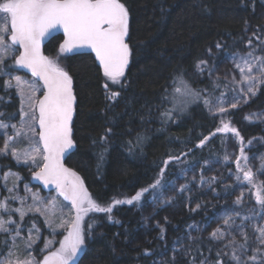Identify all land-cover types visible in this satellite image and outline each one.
<instances>
[{
	"label": "trees",
	"instance_id": "trees-1",
	"mask_svg": "<svg viewBox=\"0 0 264 264\" xmlns=\"http://www.w3.org/2000/svg\"><path fill=\"white\" fill-rule=\"evenodd\" d=\"M121 2L129 11L131 57L119 84L104 76L92 54H68L60 59V67L72 77L77 100L75 149L66 164L80 175L91 197L101 206L134 197L163 174L168 182L187 166L221 158L224 137L216 134L221 121L210 107L218 98L229 95L231 89L213 81L211 72L229 55L251 52L264 57V0ZM62 42V36L53 38L45 54L60 56ZM200 61L207 63L198 68ZM181 81L194 95L176 91L182 89ZM6 82L0 75V113L6 121L16 122L20 102L15 90H7ZM112 93L119 95L113 97ZM205 100L210 103L205 104ZM165 112H170L171 118H166ZM256 112H264V84L249 103L228 116L246 142L260 141L256 151L264 154V122L248 119ZM211 136L201 146V140ZM0 163L4 170L25 171L10 158L2 157ZM224 183L218 186V193L227 197L232 188ZM150 197L146 195L145 202ZM137 207L120 205L111 213H88L83 221L85 250L75 264H156L173 244L177 232L191 221H207L218 210L190 211L183 218L153 228L147 238L142 212ZM35 219L45 230L43 221ZM3 248L1 245L0 257L5 253ZM217 253L211 240L201 238L187 257L169 259L165 264H229Z\"/></svg>",
	"mask_w": 264,
	"mask_h": 264
},
{
	"label": "snow or ice",
	"instance_id": "snow-or-ice-1",
	"mask_svg": "<svg viewBox=\"0 0 264 264\" xmlns=\"http://www.w3.org/2000/svg\"><path fill=\"white\" fill-rule=\"evenodd\" d=\"M60 29L66 37L60 45V53L72 52L78 48L92 49L103 67L104 76L113 84L120 83L129 64L131 54L127 43L129 11L121 0H0V75H7L3 66L11 54L16 65L29 69L33 77L42 81V83H37L22 80L19 76L15 78V87L19 90L20 97L19 111L24 118L23 123L20 128H16L15 125H6L0 121V129L12 127L15 129L16 137H27L31 151L24 152L23 162L27 163L31 160L33 164H36L39 157L43 164L39 166V171L35 172V177L42 180L45 185H55L65 200L71 202V207L75 211L74 217L64 220L63 209L60 210L61 222L56 227L65 230L67 235L59 242L58 249L49 252L42 260L36 259L30 251L24 258H21L18 253H14L10 249L5 254V258L0 259V264H73L85 244L83 221L88 213H111L114 205L132 204L134 200L138 201L141 198V193H137L131 199L114 200L113 204L101 206L88 193L79 175L66 168L62 162L65 152L72 148L74 143L71 138V124L76 97L73 93L72 77L56 61L45 56L41 50L45 38ZM16 51H19L18 55H15ZM206 63V61H200L197 67L199 68L202 64L206 65ZM236 67L239 69L241 80L234 81V83H246L247 92L255 94V87L264 84V79H262L264 77V58L253 57L250 52L247 57H239ZM254 69L256 75H253ZM181 84L183 90L177 88L178 93L194 95L185 82L181 81ZM6 87L12 88V82H6ZM105 88H107V84H105ZM41 89H43V93L38 96L37 93ZM118 95L119 93H112L113 97ZM218 101L220 105L223 104L219 98ZM204 103L209 104L210 101L205 100ZM231 106L235 107L236 105L232 104ZM218 110L226 111L223 106H220ZM163 115L166 118H171L170 112H165ZM222 124L223 127L217 131L233 132L237 136L239 135L237 130L231 128L228 123L222 121ZM12 140L13 137H8L4 147L0 149V155L11 154L20 162L21 156L14 148H10L9 142ZM200 143L202 146L204 140H201ZM241 155L243 156V149H241ZM244 160L247 161L246 156ZM167 163L165 161V164ZM236 164L237 168L244 172L243 179L253 183L251 171H244L239 160L236 161ZM4 179L7 181V176ZM237 179H240V176H237ZM156 183L159 184V181ZM155 186L152 185V187ZM15 187L14 181L13 188ZM254 187H256L257 201L264 205V196H261L264 186L254 185ZM8 190L12 191V189ZM143 191H147V189ZM10 199H19L22 206L25 203L24 199L20 197L12 196ZM37 199L39 198L34 197V200ZM56 208L55 200L50 205L43 207L33 205L27 209L23 207L13 209L8 206L6 201L0 202V212L7 213L9 216L8 220L0 216V233L11 234L14 230L16 236L20 235V224L11 219L13 213L18 214L21 222L28 213H39L45 217V223L49 228L56 232V228H53V221L50 219L51 216L56 215ZM8 225L15 227L10 229ZM258 231L260 232V242L264 244V229H258ZM223 235L221 229L211 233L213 238H222ZM16 236L13 237V248L17 247L15 245ZM36 239H38V235L33 237L29 230L28 241L25 242L26 249H30ZM52 243V241H48L46 246L51 247ZM230 243L235 244V241ZM239 248H245V244L239 245ZM236 251L233 249L231 258L237 261V264H247L236 255ZM217 255L219 256V253ZM249 259L254 264L257 261L256 256H251ZM217 264H223V262L218 261Z\"/></svg>",
	"mask_w": 264,
	"mask_h": 264
},
{
	"label": "rangeland",
	"instance_id": "rangeland-1",
	"mask_svg": "<svg viewBox=\"0 0 264 264\" xmlns=\"http://www.w3.org/2000/svg\"><path fill=\"white\" fill-rule=\"evenodd\" d=\"M18 54L19 51H16L15 55ZM66 55H68V52L60 53V56L57 58H49L61 66L60 59ZM247 55L240 53L229 55L217 64L211 72L213 81L224 83L231 89L229 95L219 98L223 101L222 105L219 104L218 99L215 101L210 107L211 112L220 118L221 128L223 127V121L224 123H228L231 128H235L238 133L239 130L228 117L229 113L249 103L262 85H257L254 89L255 94H252L247 92L246 83H234V81L241 80L236 63L239 61V57H247ZM3 70L7 73V75H3L7 79V82L11 81L13 84L12 88H6L7 90H15L19 102V90L15 87V78L17 76L25 81L41 83L38 78L32 76L30 71L16 65L11 54L6 59ZM256 74V70L254 69L253 75ZM122 79L123 77L121 81ZM42 93L43 89L37 95L41 96ZM232 104L236 106L232 107ZM220 106H223L226 111L220 112L218 110ZM19 114L20 117L16 122L6 121L4 119L5 115H0V121H3L6 125H15L16 128H20L24 118H22L20 111ZM1 116L3 117L1 118ZM248 119L254 122H264V112L251 114ZM36 130L37 132L39 131L38 128ZM0 131L4 137V144L8 137H13V140L9 142L10 148H14L17 154L21 156V161L18 162L16 157L11 154L0 155V158H10L18 167H23L26 171V173L25 171L23 173V171L17 169L4 170L2 163H0V202L6 201L8 206L13 209L21 207L27 209L33 205L35 207H43L44 205H50L53 200L57 202L56 215L50 217L53 221V228H56V232H53L52 228H49L47 223H45V217L39 213H28L22 222L19 220L18 214L13 213L11 219L20 224V235L16 236L14 230L11 234L0 233V246H4L3 249H5V253L0 259H4L5 254L11 249L14 253H18L21 258H24L27 252L30 251L36 259L42 260L49 252L58 249L60 246L59 242L67 235L65 230L56 227L61 222L60 210L63 209L64 220L74 217L75 213L70 201L65 200L58 190H52L38 182L35 172L39 171V166L43 164V161L39 157L36 164H33L31 160L27 163L23 162L24 152L31 151L27 137H16L15 129L12 127L0 129ZM216 134L223 135L224 137V154L221 158L210 160L207 163H196L187 166L174 179L168 182L163 180V174L157 180L159 184L155 183V187L151 186L147 188V191L142 190L139 192L141 193V198L138 201L134 200L132 204L122 203L113 206V210L120 205L138 206V210L142 212L144 220L143 231L147 238L153 228H160L173 219L183 218L190 211L205 209L204 213H207L218 208L212 216L207 215V221L200 223L191 221L187 227L177 232L173 244L160 255L156 264H165L169 259L180 260L187 257L195 242L201 238L211 240L216 245L218 252L227 258L229 264H237V261L231 258L233 249L237 250L236 255L242 261H246L247 264H254L249 259L251 256L257 257L255 264H264V255H262L264 253V244L260 242V232L258 231V229H264V205H261L257 201L256 187H254V185L264 186V154L256 151V147L260 144V141L255 139L246 142L240 133L237 136L233 132L217 131ZM212 137L206 139L204 144L208 143ZM2 148L0 147V149ZM241 149H243V156L241 155ZM245 156L247 157V161L244 160ZM237 160H239L244 171H251L253 183H249L243 179L244 172L237 168ZM5 176L8 178L7 181L4 179ZM237 176H240V179H237ZM14 181L16 183L15 188H13ZM223 182H225L224 185L232 188V193L228 194L227 197L221 196L218 193V186L221 183L223 184ZM8 189H12V191L10 192ZM148 194H151V197L145 202L144 198ZM12 196L23 198L25 201L24 205H21L19 199L11 200L10 197ZM261 196H264V190L261 191ZM34 197H38L39 199L34 200ZM6 198L8 199L6 200ZM131 198L125 197L118 200ZM0 216L5 220L9 219L7 213L0 212ZM36 217H39L43 221L45 230L41 229L36 223ZM8 227L14 229L15 226L8 225ZM37 229L39 230L38 233ZM217 229H221L224 233L222 238H213L211 236V233ZM29 230H31L33 237H37L38 235V239L31 244L30 249H26L25 242L28 241ZM14 236H16L15 245L17 246L15 248H13ZM233 240L235 244L230 243ZM48 241L53 242L51 247L46 246ZM241 244H245V248L240 249L239 245ZM84 250L85 244L78 254L79 257L84 253ZM79 257L76 258L73 264L78 261ZM13 259H15V256H13Z\"/></svg>",
	"mask_w": 264,
	"mask_h": 264
},
{
	"label": "water",
	"instance_id": "water-1",
	"mask_svg": "<svg viewBox=\"0 0 264 264\" xmlns=\"http://www.w3.org/2000/svg\"><path fill=\"white\" fill-rule=\"evenodd\" d=\"M57 36H62L63 37V41H64V39H66V37L64 36V34H63V31H62V29H60V30H56V31H54L50 36H48V37H46L45 38V40L42 42V45H41V50H42V52H43V54L45 55V56H47L46 54H45V47H46V45L53 39V38H55V37H57ZM63 43V42H62ZM127 43H128V37H127ZM131 53V52H130ZM68 54L69 55H82V54H92L94 57H95V59H96V61H97V63H98V65L101 67V69L103 70V67H102V65L99 63V61H98V59L96 58V55H95V52L92 50V49H90V48H78V49H74L72 52H68ZM130 57H131V54H130ZM130 57H129V63H130ZM129 65V64H128ZM128 68V67H127ZM127 68H126V70H127ZM27 71H30L29 69H27V68H25ZM126 70H125V72H126ZM72 86H73V83H72ZM73 93H74V88H73ZM74 95H75V93H74ZM76 97V96H75ZM76 102H77V100H75V104H74V114H73V119H72V124H71V127H72V140H73V121H74V118H75V115H76ZM73 142H74V140H73ZM74 149H75V143H73V147L72 148H70V149H68L66 152H65V154H64V157H63V164H64V166L66 167V168H68V169H71V168H69L68 166H67V164H66V161H67V159H68V157H69V155L74 151ZM72 170V169H71ZM73 172H75L74 170H72ZM76 173V172H75ZM77 174V173H76ZM77 175H79V174H77ZM79 177H80V175H79ZM81 178V177H80ZM82 179V178H81ZM38 180V182L40 183V184H43V185H45L44 184V182L42 181V180H39V179H37ZM83 181V180H82ZM83 183H84V181H83ZM45 186H47V187H49V188H51L52 190H58L59 191V189L58 188H56V186L55 185H53V184H49V185H45ZM84 186H85V188L87 189V187H86V185H85V183H84ZM88 190V189H87ZM60 192V191H59ZM71 203V202H70ZM74 210V209H73ZM74 213H75V211H74ZM78 257H79V255H78Z\"/></svg>",
	"mask_w": 264,
	"mask_h": 264
},
{
	"label": "bare ground",
	"instance_id": "bare-ground-1",
	"mask_svg": "<svg viewBox=\"0 0 264 264\" xmlns=\"http://www.w3.org/2000/svg\"><path fill=\"white\" fill-rule=\"evenodd\" d=\"M45 187V186H44ZM78 258V257H77Z\"/></svg>",
	"mask_w": 264,
	"mask_h": 264
},
{
	"label": "flooded vegetation",
	"instance_id": "flooded-vegetation-1",
	"mask_svg": "<svg viewBox=\"0 0 264 264\" xmlns=\"http://www.w3.org/2000/svg\"><path fill=\"white\" fill-rule=\"evenodd\" d=\"M41 83H42V81H41Z\"/></svg>",
	"mask_w": 264,
	"mask_h": 264
}]
</instances>
